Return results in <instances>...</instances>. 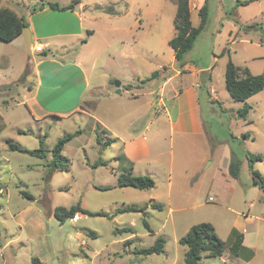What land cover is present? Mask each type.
Segmentation results:
<instances>
[{"label":"rangeland","instance_id":"obj_1","mask_svg":"<svg viewBox=\"0 0 264 264\" xmlns=\"http://www.w3.org/2000/svg\"><path fill=\"white\" fill-rule=\"evenodd\" d=\"M40 1L56 2L59 5L72 3V0H0V6L16 11L27 20L32 15L29 9ZM97 1L106 9L111 10L114 6L124 12L126 16L124 15V20L119 23L125 28L129 27L132 21L139 20L145 11L143 7L141 10L132 8L128 0ZM149 1L153 10H156L157 5L165 3V6L157 19L156 13L144 17L141 29L137 28L130 33L114 32L113 28L118 25L110 23L109 18H102L96 21L93 28L90 27L95 31L94 35L86 33V38L90 39V42L83 49V54L94 84L106 85L107 88L115 85L116 81L121 82L123 87L134 85L138 82L134 75L135 69L139 72L141 80L151 77L155 71H160L161 75L165 74V66L169 65L170 53L173 52L169 41L175 35L176 6L164 2L165 0ZM138 3L142 6L144 3L147 4L148 0H138ZM208 4L210 7L208 28L187 58L198 66L213 68V87L222 108L220 104L212 101L216 103L213 106L216 111L211 112L206 101L209 92L203 93L205 98L201 102V118L205 135L201 139V144H198L199 148L191 149L185 158L192 170L196 167L191 162L206 160V163L199 167L191 179L181 181L178 179L182 173L179 165L181 154L177 150L175 184L184 185L183 201L187 209L185 211L175 209L173 213H169L166 206L164 213L148 216L153 235L144 228L142 219L138 218L136 213L120 218L118 222L122 221L124 226L101 217H89L86 221L77 222L68 220L61 225L55 216L45 215L43 228L35 225L34 220L29 217L26 218L25 225L18 222V213L25 205L33 203L25 199L21 191L37 199L34 202L35 207L42 209L47 215L50 214V206L70 208L80 203L81 178L87 171L83 166L85 155L81 151V146L92 131L86 126V120H83L82 116L67 120L52 116L39 122L35 121L29 107L23 103L24 92L36 83L34 62L29 63L25 45L17 49L15 44L0 41V188L5 190V194L0 195V245L4 246L10 241L12 247H18L17 264H31L30 255L35 254L34 257H38L40 252L42 254L45 250L49 251L50 264H65L68 256L73 254L81 256L84 251L93 257L95 250L99 252L95 264H182L186 249L178 243L177 238L184 236L185 230L190 226L200 223L212 224L219 238L227 243V251L231 244L228 242V236L235 225L250 231L252 229L255 231L258 225H261L260 230L264 232V222H258L256 219L259 216L264 217V204L258 196L260 190L252 185L246 157L248 153L264 156V90L247 101L246 104L252 109L247 121H244L238 111L245 103L236 102L225 84L229 59L237 66L248 68L254 75L264 76V2L261 4L255 2L247 6L234 2L226 6L223 0H208ZM99 13L101 12H92L93 15ZM103 16L108 17L106 13ZM196 19H199L195 18L197 24ZM254 23L260 25L246 32L244 27ZM71 48L81 50L80 44ZM225 49L226 53L222 56ZM55 55L59 60L69 61L73 60L77 53L64 51L55 52ZM215 57L217 61H214ZM40 58L34 55L35 60ZM145 85L146 88H154L153 83L148 82ZM112 97L106 98L105 101L119 99L121 96ZM112 105V102H108L110 112ZM92 110L93 114L101 115L98 109L97 113L94 108ZM126 112L125 109L124 113ZM19 129L31 130L32 134L19 135L17 131ZM78 130L83 131L84 136L67 151L71 162L70 173H59L49 183L45 180L43 161L7 150L8 140L28 150L38 149L40 138L46 135L44 149L47 155L52 157L58 140ZM106 134L110 136L107 132L99 135L105 138ZM244 134L250 135L246 141L241 138ZM231 135L236 139L231 138ZM92 146L87 147L90 156L100 148L96 142ZM106 150L104 158H110L111 151L108 148ZM232 155L241 161L238 179L223 174L224 162L232 158ZM261 163L264 167V161ZM234 185L238 187L239 192L235 196L231 210L228 207L231 187ZM100 195L102 202L110 207L117 198H120L119 192H101ZM210 198L213 201H209ZM89 199L97 205L95 203L98 200H95L93 195H89ZM252 201L257 202V205L251 210L250 217L253 219L249 220L247 226L245 217L248 215V204ZM110 207L105 210H110ZM173 208H177L175 202ZM237 212L244 215L239 218ZM29 221L34 223V226H31ZM132 221L136 224L134 235L115 234L116 228L128 227ZM83 228H90L97 234V238L88 235L78 236ZM159 237L166 240L165 253L161 255L147 257L129 255L124 248V241L127 239H135L134 247L140 249L153 246ZM82 240L88 242L89 247L85 245L80 247ZM51 249H59L60 253L54 256ZM6 255L10 256V252L8 251ZM199 264L242 262L232 257L224 262L220 258L202 259ZM252 264H264V247L258 249L256 260Z\"/></svg>","mask_w":264,"mask_h":264},{"label":"crops","instance_id":"obj_2","mask_svg":"<svg viewBox=\"0 0 264 264\" xmlns=\"http://www.w3.org/2000/svg\"><path fill=\"white\" fill-rule=\"evenodd\" d=\"M128 1L132 8H138L141 10L143 7L145 11L143 15L141 14L139 20L132 21L131 25L127 28H125V26L121 27L119 23L124 20V12H121L116 9V7L112 6L114 14L111 15L106 13L108 17H104L103 14L105 12L102 9H96L97 6L104 7L100 5L97 0H80V3L76 4L73 11H54L46 8L43 11L30 15L29 19H27V23L29 24V29L32 35L33 53L32 59L28 61L29 63L34 62L36 83L34 86L30 87L28 91L24 92L23 102L29 107L33 119L37 122L52 116L62 120L75 119L78 116H82L83 120H86V126L89 127L92 132L89 133L86 141L81 146V151L85 155L83 166L87 171L86 175L81 178L80 205L83 209L90 212H104L112 215V218H101L110 219L120 226H124L122 221L118 222L120 218L129 215L130 213L118 215H115V213L119 208L126 206L141 207L145 206L150 201L162 206L161 210L153 209L149 206L146 217L141 213H136L138 218L142 219V224L144 218L147 220L148 216H153L156 213L158 215L164 213L166 206L168 207L169 213H173L175 209L182 211L187 209L185 201H183L185 199V193L183 191L184 185L175 184L176 152L178 150L181 154L179 165L182 173L178 178L181 181L191 179L194 176V173L200 169L199 167L204 166L206 163V160H201V162L193 161L191 163H193V166L196 168L195 170H192L189 168L188 160L185 158L191 149L199 148L198 144H201V139L204 138L205 135L204 125L201 118V102L204 100L205 95L203 94L202 98H199L200 89L203 84L206 83L205 92H209V96L206 98L209 110L211 112L216 111L213 107L214 105L211 104L212 101L217 102L221 106L218 94L213 87V68L211 66H198L189 59H187V64L180 68L177 66L173 50V52L170 53L169 65L165 66V74L161 75L158 79L149 82L153 83L154 88H146V85L143 83L144 80L140 79L139 72H137L136 69L134 75L138 79V82L134 85L125 87L121 84L120 94L116 93L117 88L115 85L107 88L106 85H96L93 83L91 80V73L87 70L85 55L83 54V49L90 42V39L87 40L86 38V33L89 34V32H91L90 34H95V31L91 30L90 27L93 28L98 19L109 18L108 21L110 23L118 25L113 28L114 32L123 31L125 33H130L137 28L141 29L144 17H150L153 13H156L157 19L165 6V3L157 5L156 10H153L149 0L147 4L144 3L142 6L139 5L138 0ZM166 1L176 6V16L177 5L169 0H165L164 2ZM237 1L245 0H233L232 3ZM256 2H260L261 4L264 0H257ZM206 3H208V0H190L191 22L193 27L199 26V11ZM68 5L70 4H63L60 6L66 7ZM93 11H98L102 14L99 13V15H93ZM18 15L20 14L18 13ZM197 17L199 20L196 19V24L195 18ZM234 42L235 41H232V43ZM7 44H15L17 49H21L22 46H24L23 37L20 36ZM78 44H80L81 50L78 51L71 48ZM38 47L42 48L41 52L36 50ZM64 51H75L77 56L69 61L59 60L56 57L55 52ZM43 52H49L50 56L45 58L41 57L40 55ZM34 55H38L41 58L35 60ZM214 61H217L216 57L214 58ZM92 67H94L93 63ZM212 93H214V95H212ZM112 96L121 97H118L119 99H109L112 101H105L107 100L106 98H113ZM108 102L113 103L111 112L108 111ZM93 108L95 111L98 109L101 112V115L93 114ZM125 109L127 110L126 113H124ZM244 121H247V119ZM3 125L5 126L4 122ZM78 131L80 134L66 144L63 149V156L69 160L70 158L67 154L68 149L72 144L78 143V140L84 136L83 131ZM105 132L109 133L110 136L106 134L105 138H103L99 135H104ZM98 136L103 138L104 141L111 140L113 142L104 149V147L98 143ZM94 142H96L100 148L94 155L90 156L87 147L92 146ZM107 148L111 151L112 156L110 158H104ZM7 150H9V147H7ZM119 156H124L127 161L133 164L134 175L153 178L156 182V187L144 191L133 188H118V178L123 167L127 164V162L121 163V161L117 160ZM51 159L52 157L47 155V161H50ZM98 161H104L106 165L95 166V163ZM230 162L231 157L227 162H224L225 172L223 174L225 176H230ZM44 169L45 174L46 168L44 167ZM254 169L258 170L264 176V167H262L261 162L256 163ZM103 170H106V172ZM59 173L62 172H56L52 176L51 182ZM109 178H111L110 181ZM99 187L110 188V190L102 191L99 190ZM237 188L236 185L231 187L228 209L233 210L231 207L234 204L236 194L239 192ZM101 192H119L120 198H117L110 207L102 202V196L100 195ZM260 192L261 193H259L260 195L258 196L260 201L264 204V192L262 190H260ZM3 194H5V190L0 188V195ZM89 195H93L95 200L99 201L95 203L97 205L92 203L93 200L89 199ZM186 200L189 201V199ZM174 202L176 203L177 208H173ZM34 204L35 203L33 202L23 207L18 213V222L25 225L26 218L29 217L31 220H34L33 222H35V225L43 228L45 217H53V212L57 207L50 206L51 211L50 214L47 215L42 209L35 207ZM256 205L257 202L255 201L248 204V215L245 217L247 226L249 225V220L253 219V217H250L251 210L255 208ZM108 207H110V210H105ZM236 214L239 218L244 215L243 213L241 215L238 212ZM77 216L78 220L72 219L71 221H86L87 218L90 217L83 213H79ZM256 219L258 222H264L263 216H259ZM29 224L34 226V223L32 224V222ZM135 226V222L132 221L128 227L116 228L115 234L134 235ZM149 226L151 228L150 223ZM191 227L192 226L188 227L183 235H186ZM125 228H131L133 229V232L125 233L123 232V229ZM260 228L261 225H258L255 231H253V229L250 231L247 230V228H240L238 225H235L234 228L231 229L228 236V242H232V233L237 231L243 236V247L252 251L254 254L253 258L249 261H246L241 257H234L239 259L242 264H252L256 260L258 249L264 247V232L262 233ZM147 231L153 235V230L152 232L149 230ZM89 232L93 231L90 228H83L78 233V236L81 235L86 237ZM182 237L183 236L177 238L178 243ZM96 238L97 234L94 239ZM128 240H131L132 242L126 247L125 242ZM134 240L135 239L131 238L124 241V248L129 255L134 254L136 249L138 250V248L134 247ZM132 244L133 246H131ZM83 245L89 247L88 242L85 240H82L80 247ZM8 251L10 252V256L6 255ZM48 252L49 251L47 250L42 251V254L40 252V256L38 255L37 258L45 264H50ZM51 253L54 256H57V254L60 253V250L51 249ZM93 253V257L88 253H85V251L81 256L73 254L72 256L67 257L65 264H95L99 252L95 250ZM34 255H30V263ZM232 257L233 256L227 253L220 257V259L224 262L227 259H232ZM17 259L18 247H12L10 241L4 246L0 245V264H17Z\"/></svg>","mask_w":264,"mask_h":264},{"label":"trees","instance_id":"obj_3","mask_svg":"<svg viewBox=\"0 0 264 264\" xmlns=\"http://www.w3.org/2000/svg\"><path fill=\"white\" fill-rule=\"evenodd\" d=\"M177 5V13L174 20V27L176 34L174 38L169 42V46L175 53V60L177 66L182 68L187 64V56L192 52L195 47L196 42L201 37V35L206 31L209 25L210 19V7L206 3L199 11L200 24L198 27H193L191 22V8L190 0H169ZM257 0H245L237 1V4L247 6ZM80 3V0H73L72 3L66 7H61L56 2L49 1H40V3L34 5L29 9L30 14H35L37 12L43 11L46 8L52 9L54 11H73L76 4ZM109 8V7H108ZM96 9H102L107 14H114L113 8L111 10L106 9L101 6H97ZM260 24L254 23L252 25L245 26L244 29L246 32H249ZM29 27L25 16H20L18 13L12 9L6 7H0V41L4 43H11L16 38L22 36L25 28ZM91 32H89L90 34ZM226 53V49L223 51L222 56ZM41 57H49V52H43L40 55ZM161 76L160 71H155L151 77L145 79L143 83H148L153 80L158 79ZM225 84L226 89L229 92L230 96L236 101L245 103L243 109L239 111V115L244 120L247 119L251 106L247 105L246 102L253 96L259 94L264 90V76L263 75H254L248 68H243L235 65L231 59H229L226 72H225ZM206 83L202 85L200 89L199 98H202L203 93H207ZM211 104H216L211 102ZM19 135H28L31 134V130H19ZM80 134L79 131L71 134H66L61 139L58 140L56 146L52 151V159L47 161V151L44 149V141L46 136L40 139V148L37 150L29 151L26 148L22 147L20 144L14 143L12 140H8L7 144L10 151L20 152L28 154L32 157H36L44 161V167L46 168L45 180L49 183L52 176L56 172L69 173L71 170V162L68 158L63 156V149L66 144L71 140L77 137ZM231 138L236 139L233 135ZM243 140H248L250 138L249 134H244L241 137ZM98 143L102 147H107L113 141L103 140L98 136ZM249 169L251 172L252 185L259 188L264 192V176L254 169L256 163L264 161V156L261 154H247L246 155ZM117 160L121 163L127 162L126 166L123 167V170L118 178V188H133L136 190L144 191L151 190L156 187V182L151 177L137 176L133 174V164L124 156H119ZM104 161H98L95 163V166H105ZM241 173V161L238 160L234 155H232L231 162L229 165V175L233 179H238ZM99 190L108 191L110 188L99 187ZM21 195L30 202H35V198L26 193L25 191L20 192ZM149 206L153 209L161 210L162 206L159 204L150 201L145 206H126L119 208L115 215L125 214V213H141L146 217L147 210ZM79 213L86 214L90 217H108L112 218V215H109L104 212H90L83 209L78 203L75 206L70 208L57 207L53 215L55 218L63 225L66 221L72 220ZM114 215V216H115ZM144 227L152 232L148 221L143 219ZM123 232H133L131 228L123 229ZM89 237L95 238L96 233L89 232L87 234ZM232 242L229 246V251H227V243L223 241L216 233L214 226L210 223H200L194 225L190 228L186 235H184L180 240L179 244L184 247V261L182 264H199L202 259H212L220 258L225 254L229 253L233 257H241L246 261H249L253 258L254 254L252 251L243 247V236L237 231L232 233ZM132 241L128 240L125 242V246L129 245ZM166 240L162 237L157 238L155 244L149 248H141L134 251L135 255L139 256H151V255H161L165 253ZM31 264H45L39 258L33 257L31 259Z\"/></svg>","mask_w":264,"mask_h":264},{"label":"water","instance_id":"obj_4","mask_svg":"<svg viewBox=\"0 0 264 264\" xmlns=\"http://www.w3.org/2000/svg\"><path fill=\"white\" fill-rule=\"evenodd\" d=\"M223 2L227 6V5L232 4L233 0H223ZM22 37H23L24 45L27 51L28 60H31L32 59V35H31V31L29 27L24 29ZM115 87L117 88L116 93L120 94L121 93V90H120L121 82L116 81Z\"/></svg>","mask_w":264,"mask_h":264},{"label":"built area","instance_id":"obj_5","mask_svg":"<svg viewBox=\"0 0 264 264\" xmlns=\"http://www.w3.org/2000/svg\"><path fill=\"white\" fill-rule=\"evenodd\" d=\"M36 50H37L38 52H41V51H42V48H41V47H38ZM212 95H214V93H212ZM1 192H2V191H1ZM209 201H213V199L210 198ZM74 220H78V216H75Z\"/></svg>","mask_w":264,"mask_h":264}]
</instances>
